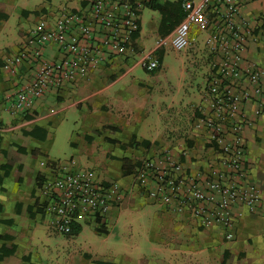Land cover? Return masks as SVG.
Wrapping results in <instances>:
<instances>
[{
    "label": "crops",
    "instance_id": "0c3cea01",
    "mask_svg": "<svg viewBox=\"0 0 264 264\" xmlns=\"http://www.w3.org/2000/svg\"><path fill=\"white\" fill-rule=\"evenodd\" d=\"M2 1L5 4L6 17L0 18V150L9 148L13 143L21 142L20 135L23 130L30 131L35 126L43 127L47 131L46 137L43 140L31 139L32 143L27 147L25 164L42 174L45 180L50 179L54 176V172L49 167L51 162H55L56 166L67 167L68 165L49 157V139L59 121L65 118L68 121L72 118L73 125L79 124L84 133L83 147H79L75 139L71 141L75 153L81 157L83 163L90 160L101 161L104 164L103 170L101 173L94 172L100 180L111 181L112 179L118 184L122 193L128 192L129 195L136 197L139 195L141 200H145V202H134L119 208V214L131 207L142 209L141 207L148 205L156 206L152 216L151 237H149L151 242L160 244L166 241L169 235L180 237V231L187 233L189 230L190 233H198L196 235L200 237V243L205 241V246L200 244L198 249L189 254L188 262L168 261V264H220V256L225 251L229 253V258L232 256L233 260V262L227 261L226 264H264V93L244 102V117L251 123L245 126L242 133L246 146L245 164L251 180L260 191V208L257 212L249 213L245 206L239 207L243 214L236 220L233 237L225 239L220 227L204 228L189 214L179 213L162 202H154V204L150 198L143 197L137 187L132 186L130 182L132 174H124L119 165L109 161L111 157H126L134 163L144 154L148 155L147 157H156L154 142L161 140L162 148L170 149L169 151L175 158L180 159L185 170L191 175L216 165L221 158L220 150L210 144L208 131L203 130L201 126L198 127L196 117L197 107L203 109L208 106L206 94L201 90L197 92L198 86L196 90L192 89V85L185 86L183 90L181 80H175L177 77L174 78V76L169 80L168 75L162 74L163 72L158 73L159 71L146 78L130 76L134 67L133 59L129 58L131 52L112 55L105 51L101 65L95 70L65 82L59 89H50L43 96L35 99L30 109L12 110L5 102V97L11 95L18 85L31 78L35 70L30 63L19 65L13 76L1 70L3 59L7 56L5 53L15 45L20 47L27 34L25 33L26 25H23L20 18L28 17L25 19L27 22L31 14L44 12L50 17L49 22H53L64 12L83 10V4L81 0H43L42 4H30L33 0H24L25 7L18 6V0ZM237 1L240 6V19H242L240 24L248 31L249 36L244 41L241 65H252L264 81V0ZM141 3V29L135 43L145 47V50L138 55L151 50L152 38L161 35L166 29L161 25L163 13L152 7V4H160L164 12L174 8L182 10L180 0H141ZM144 7L157 12L158 17L152 15L145 22L142 17ZM218 7L211 6L207 9L205 17L210 24L208 29L199 30L193 27L191 32L196 39L190 46L193 52L198 54L201 51L206 54L211 52V60L206 58L187 60V63L197 68H200L199 64L202 63L201 65L205 67L203 77L215 60L212 49L214 44L210 43L209 30L211 28L214 32L222 23V17L217 12ZM11 14L17 18L16 36L12 34L13 28L7 25ZM144 25L149 29L146 33L142 32ZM196 31L197 35H195ZM44 56L48 60H57L61 57V53L57 45L50 42L44 48ZM164 62L163 60L161 68H165ZM185 66L186 61L180 60L181 72L186 71ZM195 74L198 75V72ZM197 77L190 75L193 82ZM150 85L151 88H149ZM230 85L233 89L240 91L252 87L246 79L240 81L233 78L230 80ZM258 110L259 114L255 115ZM94 130L99 132L94 133ZM87 136L91 139L87 140ZM143 140L150 141L152 147L133 144L141 143ZM34 147L37 149L36 155L32 156ZM93 147L102 148L103 151L99 148L94 151ZM118 147L124 149L118 151ZM5 161L0 151V164ZM2 173L0 170V176ZM29 176H31L29 173L24 175L22 185L12 181L0 184V204L4 207V210L0 211V219L11 218L19 228L15 253L8 258L11 260L17 255V264H21L22 255L29 252V249L21 243L28 244L35 252L42 250L37 244L33 231L38 225L44 223L46 214L38 209L37 199L41 197L40 189L26 186L25 181ZM9 178L11 180V175ZM50 226L53 228L52 221ZM81 227L82 231L83 225ZM199 227H201L200 231ZM144 256L156 258L153 252ZM139 258L119 254L117 257L105 260L118 264H137ZM37 263L39 264L38 261ZM158 264L162 263L158 262Z\"/></svg>",
    "mask_w": 264,
    "mask_h": 264
},
{
    "label": "built area",
    "instance_id": "2783aa9c",
    "mask_svg": "<svg viewBox=\"0 0 264 264\" xmlns=\"http://www.w3.org/2000/svg\"><path fill=\"white\" fill-rule=\"evenodd\" d=\"M83 10L62 13L53 22L39 20L13 56L3 60L2 71L15 75L18 66L30 63L33 76L16 87L5 102L15 111L30 109L33 101L50 89L98 68L106 51L122 55L133 50L140 32L141 0H81ZM183 17L167 34L153 39L152 49L141 55L139 65L146 71L159 66L156 52L163 48L180 51L191 46L193 27L210 26L206 12L219 6L221 25L209 40L215 54L208 78V106L198 127L208 131L221 158L216 165L191 175L171 151L146 158L135 168L134 178L147 195L179 213H187L204 228L220 227L225 239L233 237L236 220L245 206L249 213L259 211L261 194L251 180L245 162L243 129L251 121L244 117V102L264 93V81L252 65L242 66L248 31L240 24L237 0H180ZM215 29V28H214ZM246 33H243V32ZM57 45L61 57L48 60L44 48ZM248 80L252 87L243 91L230 85L231 79ZM259 110L256 111L257 115ZM54 176L40 187L45 214L55 231L68 235L72 224L105 216L123 193L114 181L100 180L93 170L74 160L69 166L49 164Z\"/></svg>",
    "mask_w": 264,
    "mask_h": 264
},
{
    "label": "rangeland",
    "instance_id": "374dc122",
    "mask_svg": "<svg viewBox=\"0 0 264 264\" xmlns=\"http://www.w3.org/2000/svg\"><path fill=\"white\" fill-rule=\"evenodd\" d=\"M33 3L42 4L44 3V1L33 0L30 2V4ZM17 5L25 6V1L18 0ZM152 15L158 17L157 12L151 11L148 7L143 8L142 17L145 22L148 21ZM27 18L26 17L20 18L23 25H26L25 33L27 34H25V38L39 20H44L49 22L50 17L47 16V14L44 12H38V14L35 13L31 14L26 22L25 19ZM16 23H17L16 16L11 14L9 20L7 21V25L13 28L12 34L14 36H16V32H15ZM147 28L148 26L144 25L142 32L143 33L148 32L149 29ZM195 35H197V31ZM195 41L196 39H194V42ZM17 47L19 46L15 45L13 48L11 47L5 53V55L7 56L3 60H5L7 57L13 56L15 50L16 49L18 50ZM144 48L145 47H142L140 45H136V44L133 45V50L130 51L131 53L129 58L133 59L132 63H134V67L130 72V76L132 75L135 78H146L149 75L156 74L158 71H159L158 73L163 72L162 74L168 75L167 77H169V80L173 78V76L174 78L177 77L175 80H179V81L181 80L182 81L181 86L183 90L185 86L189 87L190 85H192V89L195 90H196V86H198L199 90L197 89L198 90L197 92H199L200 90L203 91V93L206 94L205 96L207 98V103H208L209 94L207 90V84L209 78L208 74L211 67L208 69V72L203 77L202 74L205 73V67L201 65L202 63L199 64L200 68H197V66H192L191 63H187V60H191L194 58L201 60L206 58L208 60H211L210 57L211 52H209V54H206L205 52L201 51L198 54V52H193V49L190 46L180 51L174 50L172 48H163L156 52L159 66L155 70L149 72L143 69L139 65V59L141 58V55H138V53L144 51L145 50ZM163 60L165 61L164 62L165 68L160 67ZM180 60L186 61V66L184 67V70H186L185 72L180 71L179 68ZM2 72L4 73V71ZM195 72H198V75L195 74ZM190 75L198 76V77L193 82L190 78ZM149 88H151V85L149 86ZM205 109H206L205 107H203V109L197 107L196 117L198 118V120L203 116ZM203 130H205V128H203ZM82 136H84V133L82 132L80 125L79 124H77V126L73 125L72 118H69L68 121L66 118L64 120L59 121L54 129L52 137L49 139V143H50V148L48 151L49 157L55 160H59L60 162L68 166L70 164V161L74 160L77 163L80 162L79 164L82 167L86 166V168H89L94 172L101 173L104 167V164L101 161L90 160L87 161L86 163H83V161L80 159L81 157L75 153V150L71 145V141H74L75 139V141L78 142L79 147H83L82 144L84 141ZM160 143L161 140H157L156 142H154L155 144L154 146L156 147L155 149L156 155L163 154L164 152L170 150V149H163ZM210 144L215 146V148L217 147V149H219L218 146L211 139H210ZM98 148L99 147H97V149ZM97 149L94 148L93 150L96 151ZM99 149L100 151H103L102 148ZM121 149L124 148L118 147V151ZM147 156L148 155L144 154L142 158L136 159V161L134 162L135 168L138 167L144 159L151 158ZM134 170L131 173L132 176L130 179L132 186L134 185L135 187H137V189L139 190V192H141L143 197L150 198L147 195V191L144 188L138 186V184L136 183L134 178ZM111 181L114 180L111 179ZM29 186H33V181L30 182ZM140 198L141 196L139 195L136 197L135 195L132 196L129 195L128 192H126L125 194L123 193V197L121 198V200L117 202V206H115L116 205L115 204L114 206L110 207V209L106 213V217L104 216L106 220V227L109 230V233L106 235H101L96 231L97 223L95 219H93V217L88 218V221H85L82 224L83 230L77 236L61 234L55 231L50 226L51 218L50 216L46 215L44 223L38 225V227L33 231V233L35 234V239H37V244L39 247L42 248V250L40 249V251L38 250V252H35V250L31 249L28 244L21 243V245L29 249V252L30 250L31 252L32 251L35 252L34 259L36 262L38 261L39 264H90L92 260H103V259L105 260L108 258L117 257L119 254L120 255L127 254L130 255L132 258L133 257L142 258L145 257L144 255L147 256L152 252L156 257L153 260H155L157 263L161 262L162 264H168V261L188 262L189 261L188 257L191 252L198 249L200 244L201 246H205V241H202L200 243V237L197 236L198 233H196L197 235L190 233V230L187 233L185 232L182 233L183 231H180L181 233L180 237L169 235L170 237H167L166 241L160 242V244L151 242V240H149V237H151V228L153 223L152 216L154 214V210L157 208L156 206L148 205L145 207H141L142 209H139L138 207H131L124 209L119 214V208H122L126 205L128 206L129 204L134 202H139V201L145 202V200H141ZM150 199L153 201V203L159 202L152 198ZM43 203H44L43 198L39 197L37 199V204L39 206L38 209L44 208ZM199 225L202 226L200 223ZM5 227L7 228V226ZM200 229L201 227H199V231ZM1 231L4 232L5 229H2ZM50 231L51 233H49ZM13 242H16V246H17V231L15 232ZM226 261L233 262L232 258H229V256L226 257ZM220 262H221V256H220ZM4 264H17V255L13 257L11 260L8 259Z\"/></svg>",
    "mask_w": 264,
    "mask_h": 264
},
{
    "label": "trees",
    "instance_id": "16d2710c",
    "mask_svg": "<svg viewBox=\"0 0 264 264\" xmlns=\"http://www.w3.org/2000/svg\"><path fill=\"white\" fill-rule=\"evenodd\" d=\"M152 7H155L159 9L163 13V19L161 25L165 29L164 32L161 35H165L169 33L173 28L175 27L180 20L183 17V11L179 10L178 8L169 9L164 12L162 6L158 3L152 4ZM5 4L2 0H0V18H5ZM172 28V29H171ZM171 29V30H170ZM157 55V54H156ZM2 65V64H1ZM25 117H29L28 115H25ZM98 130H94V133H98ZM47 134V131L41 127V126H35L33 130L27 131L23 130L21 132L20 137L22 138L21 142L13 143L9 148L5 150H0L2 154L4 155L6 161L4 163L0 164V170H2V175L0 176V184L6 182L9 183L10 181L14 183H19V185H22L21 182L23 181L24 175L26 173H30L31 176L26 178V186H29L30 182L33 181V186H29L30 188L34 189H40L42 186V183L45 181V177L40 174L39 172H36L31 167L27 166L25 164L26 157H27V147L30 145L31 139L36 138L38 140L45 139ZM87 140H90L91 137L87 136ZM135 146L142 145L143 147H149L150 141L143 140L141 143H133ZM36 147L33 148V151L31 152L32 156L36 155ZM111 163L119 165V167L124 171V174H130L135 169V164L131 163V161L126 158H109ZM54 164L55 162H51ZM11 175V180L9 176ZM4 207L0 204V211H3ZM39 210L42 213H45L44 208H39ZM95 221L97 223L96 231L101 235H106L109 230L106 227V220L104 216L97 215L95 217ZM7 226V228L5 227ZM81 225L80 224H72V229L70 234L68 235H76L81 231ZM5 229L4 232L1 230ZM17 224L14 223L13 219L11 218H3L0 219V264H4L8 258L15 253L16 250V243L13 242L15 232L18 231ZM229 256V253L225 251L221 255V262L220 264H226V257ZM35 252L30 251L27 254L22 255L21 257V264H38L35 261ZM232 258V256H231ZM90 264H118L116 262L112 261H106V260H92ZM137 264H158L155 260L148 258V257H142L138 260Z\"/></svg>",
    "mask_w": 264,
    "mask_h": 264
}]
</instances>
